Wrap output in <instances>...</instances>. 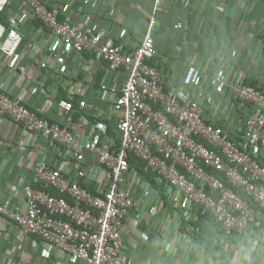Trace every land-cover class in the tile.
<instances>
[{
  "label": "built area",
  "instance_id": "obj_1",
  "mask_svg": "<svg viewBox=\"0 0 264 264\" xmlns=\"http://www.w3.org/2000/svg\"><path fill=\"white\" fill-rule=\"evenodd\" d=\"M12 1L0 0V15L4 16L0 22V54L12 76L26 79L19 30L31 18L40 23L39 32L54 43L41 68L54 75L69 55L78 56L85 64L88 54L110 75V81L99 89L108 91L112 98L106 117L79 101V89L69 98L61 95L55 101L63 116L60 124L44 118L43 110L50 100L42 88H34L45 100L44 107L39 108H31L24 101L28 91L13 98L0 89L2 118L20 125L33 140L63 149L73 160L71 178L47 161H37L34 184L42 189L26 185L23 203L12 206L0 202L1 218L41 240L45 260L56 252L66 264H132L121 252V230L134 208L133 194L126 190L124 181L132 174L129 157H135L143 164L144 172L156 176L174 192L188 213L197 207L229 237H241L250 228L251 240L260 242V233L256 232L259 218L235 190L264 211V166L253 158L264 152V86L255 89L245 85L241 70L229 75L220 69L207 78L189 67L182 85L194 95L173 88L152 64L156 55L154 17L162 0L153 1L147 31L132 49L116 43L107 32L94 30L91 15L83 19L81 28L74 26L67 2L17 0L21 12L5 16ZM28 48L32 53L40 51L37 44ZM205 88L216 95L227 91L233 99L249 105L242 142L232 140L206 118L199 103ZM106 120L113 122L118 141L107 134ZM84 153L95 159V166L86 164ZM141 184L138 176L135 187ZM154 211V207L148 209L149 214ZM179 237L182 243L189 241V236ZM168 248L166 245L165 254Z\"/></svg>",
  "mask_w": 264,
  "mask_h": 264
},
{
  "label": "crops",
  "instance_id": "obj_2",
  "mask_svg": "<svg viewBox=\"0 0 264 264\" xmlns=\"http://www.w3.org/2000/svg\"><path fill=\"white\" fill-rule=\"evenodd\" d=\"M52 1L67 2L74 26L81 28L83 19L91 15L90 26L94 30L105 31L116 43L132 49L147 31L154 0ZM16 11L21 12V9L19 2L13 0L5 16ZM154 19L152 38L156 55L152 64L173 88L194 95L193 90L182 85L189 67L207 78L220 69L229 75L241 70L244 80L264 86L260 41L264 36V0H162ZM19 32L23 37L19 52L27 71L26 79L22 81L12 76L0 54V89L13 98L28 91L24 101L31 108H39L45 100L34 88H42L50 100L47 107L43 106L44 116L60 124H63V116L55 101L61 95L69 98L79 89V101H83L88 110L109 117L112 94L99 89L110 81L104 65L93 61L88 54L85 55L88 62L83 64L72 54L63 60L56 74H50L40 64L48 60L53 41L39 32L31 18L21 25ZM30 44H37L40 51L32 53L28 48ZM232 99L227 91L216 95L205 88V96L199 103L209 122L235 141L248 109L240 105L237 110ZM84 159L88 166H95V159L88 153H84ZM39 160L47 161L63 176H73V160L63 149L33 140L20 125L0 116V202L6 201L12 206L23 203V187L34 183L33 169ZM137 177V174H128L124 181L126 190L133 194L134 208L121 230V252L132 264H232L235 253L243 254L246 247L252 245L249 228L241 237L226 241H218L211 231L207 232L204 242L180 232L182 219H192L194 212L184 210L182 201L167 187L158 192L143 182L136 188ZM150 207H154V214H149ZM259 233L260 242L252 253L254 264H264V229ZM180 235L189 236V241L182 243ZM166 245L169 246L167 254ZM43 250L45 245L41 240L0 217V264L67 263L64 257H57L56 252L45 260Z\"/></svg>",
  "mask_w": 264,
  "mask_h": 264
},
{
  "label": "trees",
  "instance_id": "obj_3",
  "mask_svg": "<svg viewBox=\"0 0 264 264\" xmlns=\"http://www.w3.org/2000/svg\"><path fill=\"white\" fill-rule=\"evenodd\" d=\"M3 15H0V22L3 19ZM33 24L36 27H40V23L37 21L33 20ZM261 44H262V50H261V54L264 57V36L260 39ZM244 84L248 85L250 87H253L255 89H259L261 87H259V85L257 84L256 81H246L244 80ZM232 102L234 104V106L237 108V110L240 109V105L241 108H244L245 106L247 108H249V105L243 104L242 102H240L239 100H235L232 99ZM74 105L76 104V101L73 103ZM243 105V106H242ZM241 114V113H240ZM45 119H47L49 121V123H55L51 120H49L47 117L44 116ZM91 122L94 121L93 118L89 117L88 118ZM242 130L239 131L237 134L239 136V138H237V141L242 142V138L244 137V128H245V119H242ZM107 124V134L109 136H115L116 137V141H118L119 137L116 131V128L113 124V122L111 121H104ZM233 140V139H232ZM261 151V150H260ZM253 158H255L258 163L262 166H264V152L261 151L260 154L254 155ZM129 166H130V173L132 174H137L143 182H146L151 188H153L154 190H157L158 192H163L166 190V186L163 182H160L156 176L144 172L143 170V164H141L135 157H129ZM221 178V176H219ZM31 186L35 189H42L41 186L39 184H34L32 183ZM235 192L238 194V196L245 202L247 203L248 207L250 209H252L254 211V213L257 215V217L259 218L260 221V228L258 230H256V232H260L262 229H264V211L261 210L253 201L252 199L248 198L247 196H245L244 194L240 193L239 190H235ZM54 195H56V193H54ZM194 212V217L188 221L182 219L181 225H180V232H185L186 234H188L189 236H192L195 240L200 241V242H204L206 241L205 237L207 232L211 231V233L216 237V239L218 241H226L228 239H230L231 237L225 235L222 227L215 222V220L212 219V217L210 215H205L202 216L200 213V209H198L197 207H193V211ZM250 229V228H249ZM251 230V229H250Z\"/></svg>",
  "mask_w": 264,
  "mask_h": 264
},
{
  "label": "clouds",
  "instance_id": "obj_4",
  "mask_svg": "<svg viewBox=\"0 0 264 264\" xmlns=\"http://www.w3.org/2000/svg\"><path fill=\"white\" fill-rule=\"evenodd\" d=\"M256 251V243L253 242L250 247H246L243 254L235 253L232 264H254L252 253Z\"/></svg>",
  "mask_w": 264,
  "mask_h": 264
}]
</instances>
